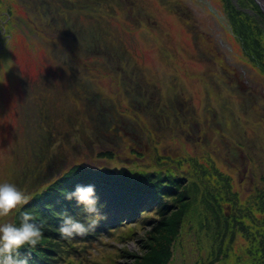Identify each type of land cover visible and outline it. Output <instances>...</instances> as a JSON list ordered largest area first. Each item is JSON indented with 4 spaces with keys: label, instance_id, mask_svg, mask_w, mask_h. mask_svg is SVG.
<instances>
[{
    "label": "rangeland",
    "instance_id": "rangeland-1",
    "mask_svg": "<svg viewBox=\"0 0 264 264\" xmlns=\"http://www.w3.org/2000/svg\"><path fill=\"white\" fill-rule=\"evenodd\" d=\"M252 1L45 0L54 2L53 9H47L59 17L55 25L38 18V0L37 5L33 0H0V180L15 146L25 137L19 102L39 107L53 86L61 100L58 105L48 100L50 107L42 111L60 117L54 133L66 130L61 120L67 109L75 111L66 93L72 83L67 72L76 67L89 77L88 86L117 105V118L138 123L148 154L132 153L126 143L123 159L138 157L134 163L138 169L144 167L141 170L157 167L172 174L180 169L182 189L194 173V185L202 174L218 179L215 184L230 178L233 187L241 185L239 200L246 202L242 213L248 217V232L245 236L237 231L238 244L224 243L213 264H255L264 241V205L257 197L264 192V11ZM88 33L97 40L92 53L84 50L83 35ZM54 53L66 58V68H56ZM139 72L163 106L186 114L187 126H159L132 107L133 95L123 78ZM237 149L248 156L228 163L226 152L234 156ZM130 167L133 163L129 171ZM153 208L146 212V222L145 213L139 222L99 236L89 254L84 247L69 259L73 264H143L150 254L148 245L166 219ZM250 250L259 251L254 260ZM204 255L194 233L190 238L183 234L168 264H212Z\"/></svg>",
    "mask_w": 264,
    "mask_h": 264
},
{
    "label": "trees",
    "instance_id": "trees-1",
    "mask_svg": "<svg viewBox=\"0 0 264 264\" xmlns=\"http://www.w3.org/2000/svg\"><path fill=\"white\" fill-rule=\"evenodd\" d=\"M33 2L37 5V0ZM34 3L31 5L33 9L36 6ZM38 5L39 19L55 25L60 24L59 17L47 9H53L54 2L45 3V0H38ZM28 13L31 16L32 13ZM235 13L239 16L241 14L240 11ZM31 19L37 20L36 17ZM83 36L84 50L87 53L94 52L93 46L97 44V40L95 41L89 33ZM115 58V62L120 63L121 58ZM54 59L56 68H66V58H58L54 53ZM67 73L72 83L66 90L69 97L64 94L74 100L70 105H74L76 111L66 110L65 118L61 121L66 122L67 129H58L57 134L54 133L60 117H56L50 110H46L47 113L42 111L50 107L49 101L52 105H58L61 92H55L53 86L47 90L48 96L39 107H31L27 101L23 105L19 102V115L23 121L25 137L15 146L14 155L6 163L1 177L2 180L14 182L30 194V200L23 207L33 214L34 221L41 224L45 231V236L38 245L21 249L22 257L27 258L29 264H73L69 259L71 254H79L84 247L82 251L89 254L99 236L110 234L112 229L122 228L127 222L128 225L139 222L141 216L153 207L166 219L162 221L164 225L160 230L154 231V240L148 245L150 254L145 257L143 264H168V257L183 234L190 238L194 233L197 243L205 250L204 259L212 264L213 260H218L217 256L221 250H224V243L230 242V247L238 244L241 236L236 238L237 231L246 236L249 228L244 222L248 217L242 213L246 202L239 200L241 185L235 184L233 187V184L229 183L230 178H224L225 182L220 180L222 183L215 184L218 179L210 180L207 174L204 178L203 174L198 177V180H201L194 185L197 177L194 173L188 176V183L184 184L182 189L180 185L185 179H179L177 174L183 173L180 169L176 173L172 172L175 173L173 176L170 172H159L157 167L153 168V171L141 170L144 167L138 169L134 163L138 157L134 160L127 157L123 159V153L126 156V143H129L127 147L132 153L142 152L143 157L148 154L149 145L144 143L143 135L140 136L138 123L122 117L117 118V105L88 86L91 83L85 73L78 71L76 67L70 68ZM123 79L126 91L133 95L132 107L140 112L142 118H148L159 126L177 124L183 127L189 124V121L185 120L186 114H181L175 109L172 111L169 106L162 105L158 92L143 80L140 72L126 75ZM193 126L198 127L196 123H193ZM231 154L226 152L228 163H231L233 158L238 161L248 156L240 149L235 151L234 156ZM68 157L71 162L76 163H68ZM145 159L148 160H140ZM132 163L134 167H130L132 170L129 171ZM77 184L95 186L101 217L98 225L86 234L65 238L61 231L65 214L81 220L87 215L82 206L64 198L65 191L73 189ZM257 197L262 201L259 204L264 205V192H259ZM256 204L253 203V206ZM251 206L252 204L249 205ZM147 216L146 213L145 222ZM19 218V214H13L0 217V222L19 221ZM147 224L149 222L145 223ZM248 237L250 239V236ZM261 252L262 255L255 264H264V241L261 243ZM249 253L254 260L257 253L251 250Z\"/></svg>",
    "mask_w": 264,
    "mask_h": 264
},
{
    "label": "clouds",
    "instance_id": "clouds-1",
    "mask_svg": "<svg viewBox=\"0 0 264 264\" xmlns=\"http://www.w3.org/2000/svg\"><path fill=\"white\" fill-rule=\"evenodd\" d=\"M31 196L12 181L0 180V217L19 214V221L0 222V264H29L22 257L21 249L35 247L44 238L45 231L41 224L34 221L33 214L24 209ZM64 198L75 201L87 213L81 220L73 215L65 214L61 231L65 238L84 235L94 229L101 217L99 197L93 184H77L66 190Z\"/></svg>",
    "mask_w": 264,
    "mask_h": 264
},
{
    "label": "water",
    "instance_id": "water-1",
    "mask_svg": "<svg viewBox=\"0 0 264 264\" xmlns=\"http://www.w3.org/2000/svg\"><path fill=\"white\" fill-rule=\"evenodd\" d=\"M255 1L262 8V10L264 11V0H255Z\"/></svg>",
    "mask_w": 264,
    "mask_h": 264
}]
</instances>
